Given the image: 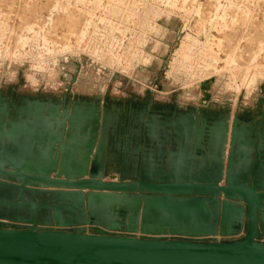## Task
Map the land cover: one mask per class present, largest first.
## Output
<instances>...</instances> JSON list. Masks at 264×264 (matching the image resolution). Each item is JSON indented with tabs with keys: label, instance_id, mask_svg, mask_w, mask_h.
<instances>
[{
	"label": "water",
	"instance_id": "water-1",
	"mask_svg": "<svg viewBox=\"0 0 264 264\" xmlns=\"http://www.w3.org/2000/svg\"><path fill=\"white\" fill-rule=\"evenodd\" d=\"M211 84H202L203 106L211 101ZM8 109L0 95V264H264V167L259 166L264 137L252 138L238 116L228 160V122L221 135H212L216 167L209 178L153 181L143 173L123 172L118 178L106 169L112 115H102L99 106L79 113L70 102L63 112L60 106L49 112L57 124L48 134L54 139L44 148H21L18 165L15 155L3 152V140L25 133L6 131ZM44 111L27 106L19 116L39 122L46 119ZM79 131L89 140L84 159L75 164L72 138ZM251 145L256 149L253 165ZM35 152L43 158L32 159ZM87 227H95L94 234ZM236 230H244L241 239L197 241Z\"/></svg>",
	"mask_w": 264,
	"mask_h": 264
},
{
	"label": "rangeland",
	"instance_id": "rangeland-1",
	"mask_svg": "<svg viewBox=\"0 0 264 264\" xmlns=\"http://www.w3.org/2000/svg\"><path fill=\"white\" fill-rule=\"evenodd\" d=\"M207 81L203 113L230 129L238 116L252 138L264 137V0H0L8 119L21 118L26 100L61 112L75 100L103 114L120 109L109 134L125 135L131 102L193 115Z\"/></svg>",
	"mask_w": 264,
	"mask_h": 264
},
{
	"label": "crops",
	"instance_id": "crops-1",
	"mask_svg": "<svg viewBox=\"0 0 264 264\" xmlns=\"http://www.w3.org/2000/svg\"><path fill=\"white\" fill-rule=\"evenodd\" d=\"M149 100L151 101V99ZM149 100L145 99L144 101ZM71 102L75 106L78 105L80 108L79 113H81V109H86L83 111V114H87V110L92 106L90 104L76 102L75 100ZM23 104L44 108L43 115L46 119L43 121L39 120V122L34 119L26 120L24 118L6 120L4 127L6 131L15 128L16 130L12 132L16 134L18 132L25 133V135L17 136L13 139L6 137L3 140V152L5 154L9 152L10 156L15 155V162L18 165L21 164V159L24 156L21 148L23 149L26 145H40L44 148L46 143L54 139L52 138L53 135L50 137L48 134H53L57 130V124L53 119L49 118L50 110L56 108L53 103L30 99L29 101H23ZM103 104L101 102V105ZM206 106H198L193 115L183 113V111L178 112L177 110L180 109H176L173 116L168 117L164 111L158 112L154 109L152 104L144 106L140 112V109L138 110L135 104L131 102L127 114V120L131 123V127L128 129L127 134L119 133L118 135L116 133L111 136L109 133L113 128L111 127L108 130L105 147L106 169H112L113 175L117 177L121 176L123 172H127L132 176H139L143 173L144 176L153 181L159 178L167 179L169 176L181 180H198L202 175L205 178H209L216 167V161L213 155L215 148L210 131V124H215L214 121L217 115L203 113L205 112L204 108ZM117 112L118 114L121 113V115L123 113L120 109ZM168 120H171L172 123V127L170 128L165 126ZM114 124L115 117L112 116V125L114 126ZM67 133L68 128L66 129L65 139L63 140L64 145L69 140ZM72 139H74V142H72L74 152L70 155L73 158L71 160L73 162L75 161V164H79L84 159V144L89 139H87L83 131L77 132V135ZM99 143L100 136L95 140L93 159H95L94 157ZM35 153V155L31 154L32 159L41 160L43 158L42 152ZM228 153L225 157L226 160ZM225 162L227 163V161ZM85 229L90 234H94L96 231L95 227H87ZM236 231V233L225 236L224 238H227L228 241H233L241 239L245 234L244 230ZM216 237H222L220 232Z\"/></svg>",
	"mask_w": 264,
	"mask_h": 264
},
{
	"label": "flooded vegetation",
	"instance_id": "flooded-vegetation-1",
	"mask_svg": "<svg viewBox=\"0 0 264 264\" xmlns=\"http://www.w3.org/2000/svg\"><path fill=\"white\" fill-rule=\"evenodd\" d=\"M112 113L115 115V114H117V111H116V110H113V111H111V114H112ZM109 114H110V113H109ZM111 114H110V115H111ZM113 114H112V115H113ZM114 115H113V116H114ZM114 117H115V116H114ZM223 123H224V122H220L218 125H216V124H214V125L212 124V125H211V130H210V131H211V134H212L213 136L215 135L214 133H217V132H219L220 135H221V133L224 131V128H223V125H224V124H223ZM165 126H166L167 128H168V127H169V128L172 127L171 120H168V121H167V124H165ZM126 127H127L126 130H128V129L131 127V123L128 122V120L126 121ZM259 133H260V132H259ZM118 135H119V134H118ZM255 138H256V137H255ZM261 150H262V154H263V153H264V142L262 143V149H261ZM263 157H264V156H263ZM253 163H254V162H252L251 165H253ZM260 165H261L262 167H264V159H263V164H262L261 162H259V166H260ZM263 169H264V168H263Z\"/></svg>",
	"mask_w": 264,
	"mask_h": 264
},
{
	"label": "bare ground",
	"instance_id": "bare-ground-1",
	"mask_svg": "<svg viewBox=\"0 0 264 264\" xmlns=\"http://www.w3.org/2000/svg\"><path fill=\"white\" fill-rule=\"evenodd\" d=\"M186 45H188V44H184V45H182L183 46V49L182 50H180L181 51V53H180V55H186V54H188V57L190 56V52H188L189 51V49L190 48H187V47H185ZM179 51V52H180ZM212 54V53H211ZM178 55V54H177ZM210 57V56H209ZM207 59H208V56L205 58V61H207ZM259 74V73H258ZM228 128H229V131L227 132L228 133V140H229V143H230V139H231V135H232V129H233V123H232V127H231V129H230V127H229V124H228ZM5 139V138H4ZM229 143H228V147H229ZM244 153V152H243ZM241 157H243V155L241 156ZM227 160H228V158H227ZM226 161V160H225ZM238 163V162H237ZM226 173V172H225ZM221 185H224V184H221Z\"/></svg>",
	"mask_w": 264,
	"mask_h": 264
},
{
	"label": "built area",
	"instance_id": "built-area-1",
	"mask_svg": "<svg viewBox=\"0 0 264 264\" xmlns=\"http://www.w3.org/2000/svg\"><path fill=\"white\" fill-rule=\"evenodd\" d=\"M137 237H140V235H138ZM169 238H172V237H169ZM224 240L228 241V239L224 237H205V238L197 239V241L210 242V243L223 242Z\"/></svg>",
	"mask_w": 264,
	"mask_h": 264
}]
</instances>
